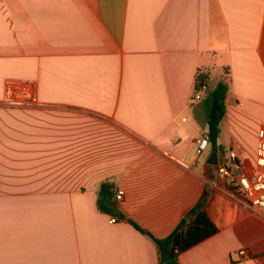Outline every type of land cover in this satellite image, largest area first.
Returning <instances> with one entry per match:
<instances>
[{"label": "crops", "instance_id": "0c3cea01", "mask_svg": "<svg viewBox=\"0 0 264 264\" xmlns=\"http://www.w3.org/2000/svg\"><path fill=\"white\" fill-rule=\"evenodd\" d=\"M199 71L226 76L218 144L256 173L264 0H0V264H160L130 222L164 239L205 191L215 230L178 264H264V218L195 153ZM106 181L124 219L97 208Z\"/></svg>", "mask_w": 264, "mask_h": 264}, {"label": "trees", "instance_id": "16d2710c", "mask_svg": "<svg viewBox=\"0 0 264 264\" xmlns=\"http://www.w3.org/2000/svg\"><path fill=\"white\" fill-rule=\"evenodd\" d=\"M228 88L226 76L216 82L211 81L209 74L206 72L199 71L194 76L191 99L194 100L197 94H202L200 100L192 104L193 115L198 125L205 130L204 134L208 137L211 150H216L217 152H223V149L218 144V139L221 133V122L226 115ZM214 169L212 166H207L208 177L211 181L215 178ZM112 188L113 184L108 181L99 185L97 208L99 211L110 214L116 219H124L114 200ZM206 198L207 194L205 191L199 202L191 210V213L196 214L192 227L183 229L182 225L164 239H155L145 230L130 222L140 233L147 235L153 241L159 254L160 264H178L180 253L207 237L212 233V230H215L214 228H206L209 226V219L202 210ZM242 216H244L243 213L239 214L237 218ZM163 253H167L169 256L166 262L161 261Z\"/></svg>", "mask_w": 264, "mask_h": 264}, {"label": "built area", "instance_id": "2783aa9c", "mask_svg": "<svg viewBox=\"0 0 264 264\" xmlns=\"http://www.w3.org/2000/svg\"><path fill=\"white\" fill-rule=\"evenodd\" d=\"M200 98V94L196 99ZM209 140L202 134L195 140V153L197 157L202 156L209 149ZM218 164L215 166V175L218 179L225 182L224 194L264 218V156L259 152V163L257 172L253 174H236L238 169L237 155L231 148L225 152H220ZM123 199V191L117 190L114 195L115 202L119 203ZM238 255H246L245 250H240Z\"/></svg>", "mask_w": 264, "mask_h": 264}, {"label": "water", "instance_id": "95a60500", "mask_svg": "<svg viewBox=\"0 0 264 264\" xmlns=\"http://www.w3.org/2000/svg\"><path fill=\"white\" fill-rule=\"evenodd\" d=\"M205 164L209 165V166H217L218 164V152L216 150H211V152L209 153L208 157L205 160ZM169 256L167 253H163L161 255V261L162 262H166L168 260Z\"/></svg>", "mask_w": 264, "mask_h": 264}]
</instances>
